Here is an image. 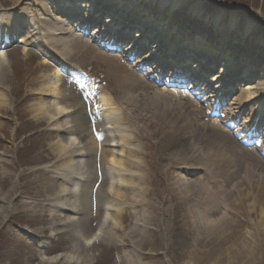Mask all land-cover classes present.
Wrapping results in <instances>:
<instances>
[{
    "label": "bare ground",
    "instance_id": "1",
    "mask_svg": "<svg viewBox=\"0 0 264 264\" xmlns=\"http://www.w3.org/2000/svg\"><path fill=\"white\" fill-rule=\"evenodd\" d=\"M45 1L50 2V0H39L37 3L35 1L37 8H39L36 10L38 13L35 16H38L40 26L37 25V19L35 20L33 17L31 22H28L29 27L31 29V26H33L35 31H37L35 33V39H37L39 34L38 30L41 28L40 33L43 34V37L46 40L50 39L54 48H61L60 50L55 48L56 53L53 49H50L51 53L47 56L49 57L48 60L49 62L57 63V65L50 73L41 74L42 84L38 89L40 91L33 90L31 92L32 94L39 95L37 101L33 102L32 109L35 110V113L32 116L37 120H46L48 129L66 133L65 138L57 139L56 142L60 141V147L54 150L59 149L56 152H59L71 164L70 166L65 164L66 169L52 170L54 171L53 175L59 180L48 181L46 185L42 184V189L46 192L44 205L51 206V212L54 210H66L69 213L61 222L65 229L59 228L56 223H51L48 227L49 236L53 238L65 230L72 237V247L70 250L59 251L49 256L44 251L45 242L42 241L40 242L38 261L36 264H91L93 256L89 252V247H91L94 241L103 239L121 241L125 237H128L129 240L136 238V235L133 236V232L135 233L136 229L132 231L129 228L126 233L123 232V225L119 216L129 211V208H126V210L124 205H128L127 207L147 206V209L141 212L147 219L145 232L142 234L139 233V238L134 243L137 248L142 246L147 251H143L142 249L135 251L139 258L137 260L134 258L130 259V263L128 264H143L137 262L140 258L142 259L141 255L143 253L148 254L147 256L155 257L157 255L156 247L162 246L163 241L162 228L160 227V230L157 223L163 218H166L168 230L173 229L175 233L172 235L173 237L170 236V244L168 246H174L175 253L179 256H193V258L206 255L208 258L214 256V261L217 264L222 261H228V264H243L244 261H253L256 252L260 247H264V159L258 156L255 150L252 151L248 148H243L242 144L245 143L244 140L235 141L231 137L240 128L232 129L229 132L214 120L210 122V135L204 134L201 136L202 133L198 131L199 128L197 127L201 123L197 121V117H200L201 112L195 109L192 104L188 106L185 102L182 103L186 106L185 108L175 101H170L169 98L166 99V96L183 99L184 96L182 94L162 90L157 91L152 89V84L143 82L141 75L135 76L134 66L138 67L139 63L150 61L152 58L149 55H152L154 50H151L149 55L145 54L142 57H138L132 66H128L124 61L121 62L122 60L120 58L110 55L109 61L114 62L119 70L127 71L121 75V78L116 84V86L120 85L119 90L121 91L126 88L125 85H129L128 93L130 91H140L138 95H143L142 97L147 98L144 102H140L139 100L134 101L135 105L132 115L136 117L131 118L143 119L146 117L151 120L155 119L154 121H156L157 110H161L166 114L169 113V109L172 111L173 109L180 110V108H184V111H186V116L178 117L179 120H172L164 131L165 133H171L172 129L176 126L177 130L181 128L182 132L177 134L178 137L176 139L185 141V146L179 147L176 150L168 149L165 151L164 148H168L170 144H174L171 141L165 140L166 137L161 139V142H148L146 145V153L149 156L152 155L151 149L158 146L160 154L155 155L154 160L156 162L161 163L163 161L164 163L165 161L171 162L174 160L167 165L163 163L160 165V175H163L161 184H164L165 187L159 190L160 199L157 201V199L149 198L148 192L150 189L147 186L148 183L141 186V188L148 190L145 193L148 195L145 197L137 195L136 193L141 191L138 190L140 187L126 182L122 176V173L130 172L124 169L125 166H138V161L135 158L137 152L132 148L133 146L130 142L133 137L126 126L129 122L124 121V119L130 120V117L122 116L124 92L121 91L123 95L119 94L116 97L117 102H114L109 95L112 91L109 89L110 91L108 92L105 87L101 86L95 94L92 96H83L81 100L76 91L73 92L61 82L60 76L64 77V74L59 70V67L65 69L63 70L64 72L72 77H76L79 81L86 80L85 75L79 72L78 68L69 62V59L66 57H71L77 51L82 54H87L88 51L99 48L95 44L89 43L88 40H84L78 34V36H75L76 34L72 33L70 25H59L56 22L58 18H51L52 16L47 7L48 2L45 3ZM109 1L110 3L115 2V5L117 4V8L112 7L111 9L114 11V16L110 17L114 20L117 16L120 17L127 12L128 9L125 11L120 9L123 4L122 0ZM132 3L137 4V7H140L139 9L141 11L147 10L140 3L153 4L156 10L159 8V15L163 13L167 15L165 18L162 17L155 21H158V27L161 30L157 28L154 29L156 31L149 30V32L151 36L155 34V37L151 38V42H156L155 47L163 48L162 50L166 51L167 55H169V62L174 63L175 57L178 55L184 58L189 57L190 51L188 52V47L193 48V52L201 51L197 56L199 61H196L194 70L191 69L194 65L192 66L187 62V59L177 64L180 69L187 71L188 74L190 73L187 77L191 78V80L188 81L187 86L191 87L193 91H198L196 88L200 81L198 79L206 75L196 70H200V66L204 65L207 61L210 62L211 66L219 62V71L210 77V80L207 82L208 84L205 83L204 90L211 86L209 83L212 81L215 82V86L213 87V91H209L210 94L203 99V102H213L214 99L211 98L217 95L221 83H223L222 80L226 79L224 72H230L233 68L238 69L240 66L239 69L242 71L239 77L241 78L247 76L249 79L258 76L264 80L262 76L264 65H259L260 67H256L255 65L251 66L246 61L243 63L240 59L233 60L231 57L224 60L223 56L228 55L230 49L224 48V50L218 52L224 44L217 42L216 44L213 43V45L206 41L199 42L198 39L201 35L198 31L193 34L190 28L186 33L179 31V33H184V35L179 36V33H175L178 36L174 40L168 41L170 34L175 32V27H173L174 21L168 16L171 15L172 17L177 11L181 9L189 10L188 13H185L197 17V20L204 21V25H207L209 23L208 21L215 25L217 24V26L221 25L217 15L209 13L205 16H197L198 8L193 5L188 6V4L182 3L181 0H131L129 5H132ZM106 4L107 6L109 5L107 0ZM64 5H69V2H65ZM55 7L53 6L51 8L52 13L56 12ZM68 7L72 10L71 5ZM149 10L152 11L153 7H150ZM4 13L2 11L0 12V27H3L2 23H5L7 26L10 25L9 28H2L1 30L12 40L18 31H22L25 23L13 24L12 21L19 20V16H13L15 20L4 19V17L7 18ZM41 15H43V18L40 17ZM71 15H73L72 12ZM144 15L148 16L147 12H144ZM128 16L131 17V15ZM146 19L144 23H142V18L138 22L137 29L142 32V35L145 34L144 30L149 27L148 25L154 21L153 18H150L152 21L150 19L148 20V18ZM114 20H111L110 23H114ZM232 20L230 19L229 26H232ZM59 21L62 22L64 20L60 18ZM131 21L133 22L134 18ZM110 30L115 32V30L120 29H117L113 25L108 27L107 31ZM125 30L123 29L122 31L124 32ZM97 32L95 29L92 30V34ZM123 32H121L120 39L122 35L124 36ZM29 35L30 33L26 34V37L29 38ZM53 35L57 38L52 37ZM183 37L185 42L182 40ZM221 37L223 38L224 35L222 34ZM18 41L22 42L24 46L28 44V39L25 40L24 37H19ZM67 44L68 47L66 46ZM135 47V44L131 48L129 46L125 47L124 53H131L128 50H133ZM146 47L148 48L149 46ZM214 47H217V50ZM23 52H25V48H23ZM95 55L100 56L102 59L106 57L105 54L99 51ZM159 56H162V54ZM46 61L44 59L42 64L48 62ZM8 64V56L5 52L0 51V107L4 106V109L10 110L13 101L8 95V91L3 83L7 76ZM211 66L209 69H213ZM151 72L152 67L148 68L147 73L149 74ZM221 77L224 79H221ZM156 79L159 80L157 75L154 77L155 81ZM66 80H68V77ZM165 80H168V77ZM131 81H142L143 83L141 85L138 84L136 87V84ZM244 90L246 91L241 94L240 99H236L237 102H230L228 107L222 110L225 114L226 121L229 123L237 119L236 116L239 113L237 109L242 108L244 103L250 101L253 104H257L255 111H250L251 115L254 114L259 119L264 117V81L261 82L260 80L259 83L253 86L246 85ZM261 103H263V107ZM32 109H29L30 112H32ZM147 113L148 116L146 115ZM245 119H243L244 123L247 121ZM220 122H223V120L220 119ZM94 128L95 135L92 134V129ZM143 137L148 139V135H144ZM179 156H182V158H178ZM175 161H184L186 164L197 165V167H201L202 169L205 168L207 172H205L204 180L208 182V185L192 183L182 177H176L174 173L176 166L173 167ZM97 162L102 172L104 171L111 178L109 186L107 189L105 188L107 195L103 191H101V195L99 194L100 189L99 187H94L93 178L88 181V183L90 182L89 185L81 183L85 178L82 169L95 166ZM150 165L153 166L152 161ZM189 165L181 167L185 168V170H181L188 176H190L188 171L191 169ZM47 167V164L36 166V168L45 170ZM72 167L78 170L74 172ZM197 167L196 169H198ZM242 171L244 175H242ZM152 173H154V169L147 172L148 176L144 174V178L147 177L145 178L146 181L154 177ZM94 176L97 177L96 169ZM232 176L237 180L233 181L231 179ZM233 183L237 185L236 192L232 195H227L226 198L224 196L222 198L221 192L233 186ZM125 186H129L130 190L133 187L135 188L131 191L133 197L128 196L129 199L127 201H124L127 188ZM51 188L52 194H49L47 191ZM92 193L95 194V202H92ZM93 206L102 207L103 214L97 223L96 231L90 234L87 232L86 226L92 214ZM147 210L149 212L145 214ZM134 214L135 211H133L132 215ZM134 225L138 226L139 223L135 222ZM164 228L167 230L166 227ZM28 232H31V230H28ZM125 261V258H121V262L125 263Z\"/></svg>",
    "mask_w": 264,
    "mask_h": 264
},
{
    "label": "rangeland",
    "instance_id": "2",
    "mask_svg": "<svg viewBox=\"0 0 264 264\" xmlns=\"http://www.w3.org/2000/svg\"><path fill=\"white\" fill-rule=\"evenodd\" d=\"M23 1L24 0H0V8L3 9L4 7L7 8L19 5L22 9L23 4L21 3ZM181 1L184 4H188V6L193 5L198 8L197 16L204 13H213L218 16V21L222 23L218 27H214L209 23L204 25V21L197 20V17H193L191 14H186L189 10L181 9L172 17L171 15L168 16L174 21L173 27H175L176 33H179V31L186 33L190 28L192 34L196 31L200 33L201 36L198 39L199 41H224V43H227L235 52L242 50L240 45L244 40L246 42L248 41L251 46H253L251 50H249V53L246 54V60H249L248 64H252V60L256 61V58L261 59L262 64H264V0ZM25 7L28 8V6ZM26 8L25 11L31 14V9ZM143 14L144 13L140 11V15ZM230 19H233V26H231V29L228 27ZM221 28H223L224 32L229 34V38H222L221 40L219 36L215 35L214 29H216L218 33L219 31L222 32ZM178 35L181 36L184 35V33H179ZM178 35L170 34L169 40H174ZM141 40L144 41L145 39L142 38ZM182 40L185 42L184 38H182ZM236 40H238L237 43L230 45L232 41ZM239 41H241L240 44H238ZM66 46L68 47V44ZM253 49L256 52H254ZM8 53L10 65L8 64L7 66V76L3 83L4 86L7 87L8 95L13 103L10 110L4 109V106L0 107V264H36L39 253V239L47 240V242L50 243L49 246L44 249L49 256L59 251L70 250L72 247V237L68 232H65V230L55 235L53 238H49V225L51 223H56L59 228L65 229L61 222L69 215V213L65 210H54L51 212V206L44 205L46 192L42 189V184L46 185L48 181L59 180L53 175L55 170L66 169L65 164L70 166L71 162L68 161V163L59 152H56L59 149L54 150L55 148L60 147V141L56 142L57 139L65 138L66 133L50 130L48 129V123L46 120H37L32 116L33 113H35V110L32 109V106L34 105L33 102L37 101L39 95H33L31 92L33 90L40 91L38 89L42 84L41 74L50 73L52 66L46 65L39 67L40 59H38L36 55L35 58H31L30 55L22 58L23 55H21L20 49H14V51L12 50ZM91 55L92 52L84 55L77 51V53L71 55L70 59L84 70L97 75L98 79L102 80V82L105 81L107 84L106 88L110 89L115 97L119 94L123 95L124 92L122 116L130 117V120L124 119V121L129 122V125L127 124L126 126L127 130L133 137L130 142L133 146L132 148L137 152L135 158L138 161V166H125L124 169L130 172H124L122 173V176L126 182H130V184L140 187L138 190L141 191L136 193L137 195L145 197L149 194V198L151 197L158 201L160 199L159 190L165 188L164 184H161L163 175H160L159 171L160 165L163 161L158 163L154 160L155 155L160 154L158 146L151 149V157L146 153V145L148 142H161V139L166 137L165 140L171 141L174 144H170L168 148H164L165 151L168 149L176 150L179 147L185 146V141L176 139L178 137L177 134L182 132L181 128L177 130L176 126L172 129L171 133H165L164 131L166 130V127L170 125L172 120H179L178 117L186 116V111H184V108H180V110L173 109L172 111L169 109V113L166 114L161 110H157L156 121H154L155 119L151 120L146 117L143 119L131 118L136 117L132 115L135 105L134 101L139 100L140 102H144L147 98L142 97L143 95H138L140 91H130V93H128L127 90L129 85H125L126 88L122 89L121 91L123 92H121L119 90L120 85L116 86L121 75H123L121 70H118L116 74H114L115 65L114 62L109 61V57L102 59L99 57L93 58ZM230 56L233 57V60L238 59L235 55ZM134 74L136 76L138 75V73ZM260 80L263 79H258L256 82ZM142 81L131 82L135 83L137 87L138 84L141 85L144 82ZM62 83H65V81L62 80ZM152 89L165 91L163 87L157 85H155V87L153 86ZM167 98L186 108V106L182 104L183 101H185L184 99L176 98L175 100L172 97L166 96V99ZM238 99H240V97H238ZM246 104L248 108H244V110H246L247 113L249 109H251L250 111L255 109V105H253L252 102ZM29 109H32V112H30ZM242 112V117L247 115L245 111ZM146 115L148 116V113ZM198 131L203 134H209V132L206 131V128L202 130L198 129ZM144 135H148V139H145L143 137ZM133 154L135 155V153ZM178 158H182V156H179ZM151 161L153 162V166L150 165ZM173 161L174 160L171 162ZM171 162L165 161L163 164L167 165ZM43 164L48 165L46 170L36 168V166ZM185 165L189 164H186L184 161H175L173 167L176 166L174 168L176 177H182L192 183L208 185V182L204 180L205 172H207L205 168L202 169L201 167H197V165H189L191 169L188 171L190 174V176H188L182 171L185 170V168H181ZM196 167L198 169H196ZM69 169H71V167H69ZM72 169L74 172L78 170L73 167ZM95 169L97 177L94 176ZM153 169L154 173L152 174H154V177H151L146 181L145 178L147 177L144 178V174L146 175L148 171H152ZM82 170L85 178H82L83 180L81 183L89 185L90 182L88 183V181L93 178L94 187L96 186L100 189L99 194L101 195V191H103L104 194L107 195V193H105V188L107 189L109 186L111 178L104 171L103 174L102 170L98 167V162L95 166H89ZM241 173L244 175L243 171ZM135 175L136 177L134 178ZM234 176H232L231 179L236 181L237 179H234ZM147 183V186L150 189L149 192L148 190L141 188V186ZM236 186L237 185L233 183V186H230L226 191L221 192L222 198L223 196L226 198L227 195L234 194L236 192ZM125 187L127 188L124 195L126 197L124 201H127L129 197H133L131 191H133L134 187L131 188V190L129 186ZM47 192L52 194V188ZM147 192L148 194H145ZM93 198H96L95 194L92 195V199ZM127 206L128 205H124V208H129L130 212L123 213L119 218L123 225V232L126 233L129 228L132 231L136 229V232H133V236L136 235V238L129 240L128 237H125L121 241L114 239L94 241L91 247H89V252L91 253V256H93L91 264H128L130 263V259L134 258L137 260L139 258L135 251H140L141 249L147 251L143 249L142 246L137 248L134 244L135 240L139 238L138 234L145 232L147 219L141 212L142 210L147 209V206ZM92 211L93 214H91L87 223L88 225L86 226V230L90 234L96 231L97 223L103 214V209L100 206L95 207ZM133 211H135L134 215H132ZM148 212V210L145 211V214ZM165 219L166 218H163L157 223L159 229L160 227L162 228V230H160L162 231L163 237L162 246L160 245L156 247L157 255L154 257L147 256L148 254L143 253V255H141L142 259L140 258L137 261L138 263L217 264L214 261V256L208 258L206 255L193 258V256L182 257L177 255L175 253V247L168 246V244H170V236L175 233L173 229L168 230V223ZM133 222H137L139 225L135 226ZM245 226L248 228L247 225ZM164 227H166L167 230H165ZM28 230H31L32 234L29 233ZM33 233L38 235V237L33 236ZM121 258H125V263L121 262ZM228 263V261H222L218 264ZM243 264H264V247H260L256 252L253 261H244Z\"/></svg>",
    "mask_w": 264,
    "mask_h": 264
}]
</instances>
